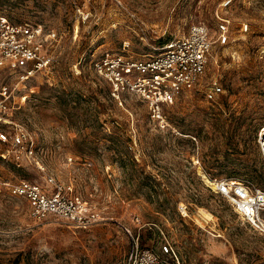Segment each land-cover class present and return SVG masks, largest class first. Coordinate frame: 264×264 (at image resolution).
Segmentation results:
<instances>
[{
	"label": "rangeland",
	"instance_id": "obj_1",
	"mask_svg": "<svg viewBox=\"0 0 264 264\" xmlns=\"http://www.w3.org/2000/svg\"><path fill=\"white\" fill-rule=\"evenodd\" d=\"M0 12L50 34L44 67L24 80L0 75V131L23 127L35 146L16 163L0 142V180L51 189V176L100 216L85 228L36 220L25 198L1 186L0 264H139L142 250L158 264H264V234L203 177L264 189V0H0ZM195 23L213 41L206 69L166 109L161 130L136 96L114 99L93 63L148 58ZM213 79L223 92L207 100Z\"/></svg>",
	"mask_w": 264,
	"mask_h": 264
},
{
	"label": "built area",
	"instance_id": "obj_2",
	"mask_svg": "<svg viewBox=\"0 0 264 264\" xmlns=\"http://www.w3.org/2000/svg\"><path fill=\"white\" fill-rule=\"evenodd\" d=\"M219 44L228 42V27L225 19L218 21ZM43 36L40 26L27 23H12L0 12V75L18 73L21 80L33 75L48 63V56L41 50ZM213 41L209 29L201 24H192L188 31L160 47V51L148 58L133 59L121 54L105 55L93 63L94 71L108 84L114 99L123 94L136 96L147 109L149 119L155 127L164 130L169 127L166 109L184 91L200 85L204 75ZM221 85L211 80L204 88V97L215 100L222 93ZM7 86L2 85L0 95L7 98ZM0 142L11 144L15 162L21 153L32 157L34 141L29 132L15 128L11 134L0 131ZM257 145L264 162V126L258 131ZM72 157H68L70 161ZM52 185L47 189L26 179L16 182L1 181L10 194L21 196L28 201L29 215L41 220L48 216L58 217L75 227L85 228L100 220L99 213L90 210L78 194H72L71 187L56 183L48 176ZM215 193L230 202L234 212L244 221L264 234V189L250 181L221 179L215 182ZM179 211L187 214L185 207ZM163 251L168 247L163 245ZM139 264H158L156 256L149 250L139 253Z\"/></svg>",
	"mask_w": 264,
	"mask_h": 264
},
{
	"label": "bare ground",
	"instance_id": "obj_3",
	"mask_svg": "<svg viewBox=\"0 0 264 264\" xmlns=\"http://www.w3.org/2000/svg\"><path fill=\"white\" fill-rule=\"evenodd\" d=\"M203 177H204L205 181L208 182L209 184H211V185L215 184L214 182H211L206 176L203 175Z\"/></svg>",
	"mask_w": 264,
	"mask_h": 264
}]
</instances>
